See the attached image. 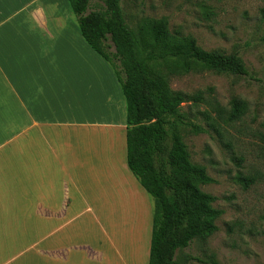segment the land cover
Segmentation results:
<instances>
[{
	"label": "crops",
	"instance_id": "obj_1",
	"mask_svg": "<svg viewBox=\"0 0 264 264\" xmlns=\"http://www.w3.org/2000/svg\"><path fill=\"white\" fill-rule=\"evenodd\" d=\"M68 10L0 0V264H147L150 203L137 192L141 237L128 224L135 238L114 251L131 221L114 212L131 181L122 95Z\"/></svg>",
	"mask_w": 264,
	"mask_h": 264
},
{
	"label": "rangeland",
	"instance_id": "obj_2",
	"mask_svg": "<svg viewBox=\"0 0 264 264\" xmlns=\"http://www.w3.org/2000/svg\"><path fill=\"white\" fill-rule=\"evenodd\" d=\"M101 6L102 0H88L85 13ZM120 6L125 24L134 32L148 20L165 18L171 36L191 37L205 51L235 53L245 66L246 76L197 66L187 73L165 76L171 91L186 94L200 91L205 100L196 106L183 102L179 109L198 130L187 126L177 129L190 163L203 167L210 179L199 186L200 190L213 197L211 206L220 211L214 221L216 230L177 250L174 260L175 264H264V0H121ZM67 18L78 32L69 10ZM99 63V67L110 72L119 91L112 67L104 61ZM113 63L119 72L118 62ZM157 68L163 70L161 65ZM232 99L245 102L244 116L228 124L215 121L212 126L206 117L215 119L214 112L206 103H217L227 109ZM100 104L107 106L104 101ZM112 133L119 140L118 131ZM126 172L132 182L125 181L123 199L116 198L120 206L114 212L124 220L130 213L131 221L128 219L121 225L125 231L115 228L118 241L114 251L117 248L118 256L123 255L118 251L125 249L122 236L126 242L132 240L133 234L127 237L129 226L138 239L144 228V206L134 192L150 203L135 178L127 169ZM238 178L247 179L246 185L238 182ZM149 232L148 223L147 250ZM140 242L142 247L143 240ZM117 260L125 262L121 257Z\"/></svg>",
	"mask_w": 264,
	"mask_h": 264
},
{
	"label": "trees",
	"instance_id": "obj_3",
	"mask_svg": "<svg viewBox=\"0 0 264 264\" xmlns=\"http://www.w3.org/2000/svg\"><path fill=\"white\" fill-rule=\"evenodd\" d=\"M66 1L79 35L112 67L123 97L125 165L151 204L147 264H175L177 250L216 230L220 211L211 206L213 197L200 190L210 179L203 167L190 163L177 129L198 130L179 109L183 102L196 106L205 100L200 91H171L165 76L187 73L193 66L237 76H246L247 70L235 53L205 51L191 37L171 36L165 18L130 30L121 0H102L101 8L86 13L88 0ZM160 65L163 70L157 68ZM206 104L214 112L215 119L206 117L212 126L215 121H238L246 112L245 102L238 99H232L227 109ZM246 180L238 178L244 186Z\"/></svg>",
	"mask_w": 264,
	"mask_h": 264
}]
</instances>
